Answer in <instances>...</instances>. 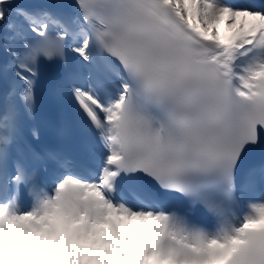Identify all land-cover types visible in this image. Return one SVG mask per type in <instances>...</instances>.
<instances>
[{
	"label": "snow or ice",
	"instance_id": "6c2138e0",
	"mask_svg": "<svg viewBox=\"0 0 264 264\" xmlns=\"http://www.w3.org/2000/svg\"><path fill=\"white\" fill-rule=\"evenodd\" d=\"M0 264H264V0H0Z\"/></svg>",
	"mask_w": 264,
	"mask_h": 264
},
{
	"label": "rangeland",
	"instance_id": "374dc122",
	"mask_svg": "<svg viewBox=\"0 0 264 264\" xmlns=\"http://www.w3.org/2000/svg\"><path fill=\"white\" fill-rule=\"evenodd\" d=\"M229 31L227 29H223L221 30V33L227 34Z\"/></svg>",
	"mask_w": 264,
	"mask_h": 264
},
{
	"label": "bare ground",
	"instance_id": "6f19581e",
	"mask_svg": "<svg viewBox=\"0 0 264 264\" xmlns=\"http://www.w3.org/2000/svg\"><path fill=\"white\" fill-rule=\"evenodd\" d=\"M229 35H232V33L231 32H228L226 36H229ZM222 36H225V35H222Z\"/></svg>",
	"mask_w": 264,
	"mask_h": 264
}]
</instances>
